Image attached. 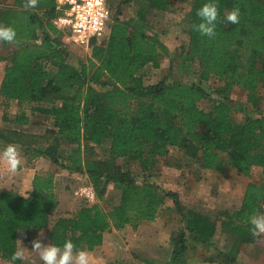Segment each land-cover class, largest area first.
Segmentation results:
<instances>
[{
	"label": "trees",
	"instance_id": "obj_1",
	"mask_svg": "<svg viewBox=\"0 0 264 264\" xmlns=\"http://www.w3.org/2000/svg\"><path fill=\"white\" fill-rule=\"evenodd\" d=\"M135 1L140 5L135 16L121 20L122 8ZM187 1L110 0L109 37L94 43L91 58L80 66L69 63L70 54L57 39L61 32L52 23L57 0H38L34 8H27L26 0H14L11 6L0 8V24L14 28L18 41L0 42L12 48L8 58L0 55V62H8L0 86L4 105L35 103L32 111L53 119L56 128L48 145H20L29 154L28 162L46 158L53 166L86 175L99 203L105 201L111 187L120 192V204L109 211L99 203L88 204L51 224L52 213L60 204L55 171L37 173L26 196L0 191L1 261L13 264L20 234L45 229H50L53 244L62 246L70 240L74 251H95L106 233L154 222L168 198L184 225L171 238L170 264H187L190 242L209 245L219 222L235 238L231 249L217 257L224 264H238L241 249L261 236L252 234L248 221L264 214V184H248L238 211L233 215L222 211L216 219L186 212L176 193L147 182L140 184L131 171L116 164V158H125L149 171L169 147H176L188 161L207 171L222 175L230 166L246 177L255 168H262L264 174V115L237 106L229 97L233 88H240L248 93L253 106H259L256 96L264 82V0H216L219 15L213 38L193 29L201 22L197 11L208 0H191L185 30L189 39L178 56L186 67L198 65L199 81L144 84L143 69L158 67L160 55L168 53L160 38L148 32L150 13L168 11ZM235 8L240 11L239 23L232 24L225 17ZM212 78L223 83L215 91L216 98L203 86ZM208 98L213 106L205 111L199 104ZM235 108L245 113L241 123L234 120ZM30 121L22 113L12 123L28 126ZM18 142L0 136V146ZM108 143L110 159L97 158V147ZM217 259L209 261L215 264Z\"/></svg>",
	"mask_w": 264,
	"mask_h": 264
},
{
	"label": "rangeland",
	"instance_id": "obj_2",
	"mask_svg": "<svg viewBox=\"0 0 264 264\" xmlns=\"http://www.w3.org/2000/svg\"><path fill=\"white\" fill-rule=\"evenodd\" d=\"M190 1L188 0L186 3L175 6L168 11H152L150 13L148 32L160 38L161 42L167 46L168 53L160 55L158 67L149 65L141 72L145 85H154L161 81L169 84L199 81L198 65L194 64L186 67L182 58L178 56L182 47H186L189 39L185 30L188 26ZM13 2L14 0H0V8L9 7ZM139 6V3L135 1L131 6L123 7L121 20L133 18ZM69 38H71L70 35L64 32L57 36V39L70 54L69 63L80 66L81 62L88 61L89 53L84 47H82L83 49L79 48L80 46L77 48V45ZM11 52V47H4L0 43L1 56L8 58ZM7 65V61L0 62V86ZM203 86L209 91L210 97L216 98L218 95L215 91L223 86V83L212 78L209 82L203 83ZM229 97L237 106H241L249 112L257 111L264 115V82L261 84L256 96L259 103L258 107L251 104L248 93L240 88H233L229 93ZM36 106L35 103L18 104L16 102L4 105V100L0 96V111H2L0 136L3 134L9 137L11 141H19L17 143L19 146L28 142L35 146L48 145L52 142L55 135L53 132L56 131L53 119L44 113L33 112L32 107ZM44 106L47 105L44 104ZM212 106L213 102L209 98L199 104V107L205 111H209ZM22 113L30 117L31 121L28 126H18L12 123V120ZM233 117L236 122L241 123L244 121L245 113L235 108ZM20 149L21 155H24L28 162L29 154L25 155L23 149ZM96 150L97 158L110 159L109 143L97 147ZM38 159L34 160L38 162ZM116 162L123 170L131 171L138 183L147 182L167 192L176 193L182 205L181 207L186 212H200L210 217L214 216L216 219L219 218V213L222 211H227L232 215L238 211L248 184H264V174L261 169L253 170L252 174L246 177L229 166L226 173L221 175L201 169L194 161H188L184 157L183 151L176 147H169L168 153L159 158L157 166L149 171H143L137 161L116 158ZM32 164L33 161L25 164V166L21 165L17 173L11 174L7 171L6 166L0 163V185L2 187L8 185L6 190H12L9 189V184H7L11 176L18 175L24 167L29 170H26L25 173H30L31 168L29 166ZM50 171H55L56 180L58 181L57 195L60 201L58 209L52 213L51 224H54L58 218L65 214L77 212L83 206L99 203L96 199L95 201H89L86 193L83 192L91 187L86 175L64 170L51 164L50 170L46 171L39 168L37 173H48ZM12 191L18 193V191ZM99 204L102 209L111 210L112 207L120 204V192L111 187L105 201ZM142 224L144 228H141V230L140 226L137 229L127 226L123 231L118 230L117 233H108L104 238L102 248L92 253L94 264L102 259L103 261L99 264H104V260L107 259L106 264L119 261L135 264H149L148 262L151 264H170L173 251L171 238L177 232L183 230L184 227L182 217L178 213L173 200L171 198L166 200V204L162 206L160 214L154 222L144 221ZM49 231L50 229H45L39 233L20 234L19 250H24V258L20 264H42L38 254L32 252V242L39 239L43 244H49L51 242ZM41 233H43L42 236ZM260 235L254 244L246 245L241 249L237 259L238 264H264V234ZM234 240L235 238L231 233L223 231L221 222H219L217 234L209 245L199 246L190 242V251L186 257L188 258L187 264H214L209 261L210 258L217 259L222 251L227 252L231 249ZM110 256L113 260L109 258ZM224 263L222 259H217L215 262V264ZM0 264L7 263L0 260Z\"/></svg>",
	"mask_w": 264,
	"mask_h": 264
},
{
	"label": "clouds",
	"instance_id": "obj_3",
	"mask_svg": "<svg viewBox=\"0 0 264 264\" xmlns=\"http://www.w3.org/2000/svg\"><path fill=\"white\" fill-rule=\"evenodd\" d=\"M38 0H26L27 8H34ZM218 7L216 0H208L198 11L197 16L201 22L194 25L193 29L202 36L213 38L216 34V21L218 18ZM240 11L238 8L233 9L225 17L226 21L232 24L239 23ZM0 42L7 44L17 43V33L14 28L0 24ZM0 163L4 164L7 171L11 174L17 173L21 166V149L17 144H7L0 150ZM248 223L251 225V232L254 236L264 234V214L253 215L249 218ZM41 236L43 233L40 234ZM20 242V241H19ZM21 243V242H20ZM70 240H65L62 246L49 243L43 244L41 240L32 242V252L38 254L42 264H94L93 256L86 250H76ZM24 250H17L12 255V262L23 260ZM99 264V262H96Z\"/></svg>",
	"mask_w": 264,
	"mask_h": 264
},
{
	"label": "built area",
	"instance_id": "obj_4",
	"mask_svg": "<svg viewBox=\"0 0 264 264\" xmlns=\"http://www.w3.org/2000/svg\"><path fill=\"white\" fill-rule=\"evenodd\" d=\"M110 0H57V16L53 25L70 35L78 46L89 49L94 41L103 42L109 37L113 20ZM89 201H95L93 189L87 188Z\"/></svg>",
	"mask_w": 264,
	"mask_h": 264
},
{
	"label": "crops",
	"instance_id": "obj_5",
	"mask_svg": "<svg viewBox=\"0 0 264 264\" xmlns=\"http://www.w3.org/2000/svg\"><path fill=\"white\" fill-rule=\"evenodd\" d=\"M135 16V15H134ZM132 19V18H131ZM130 20V19H129ZM129 20H127V21H129ZM62 33V32H61ZM69 39H71V38H69ZM108 39V38H107ZM106 39V40H107ZM106 42V41H105ZM94 43H98V44H101V42H97V41H95ZM94 43L92 44V46L89 48V49H87V48H85V50H87L88 51V53H89V59L91 58V52H92V47H93V45H94ZM79 46L77 45V48H78ZM76 48V47H75ZM74 48V49H75ZM79 48H82V47H79ZM83 49V48H82ZM78 50V49H77ZM149 66V65H148ZM147 66V67H148ZM146 68V67H145ZM144 68V69H145ZM143 69V70H144ZM143 80H144V78H143ZM148 86V85H147ZM17 103V102H16ZM19 104V103H18ZM0 114H1V116H0V118H1V120H2V111H0ZM4 116V115H3ZM4 118V117H3ZM4 147V145H2V146H0V149L1 148H3ZM21 158H22V163H21V165L23 166H25V164H29L30 162H27V159H26V157L24 156V155H21ZM50 161H48V159H46V158H39L38 159V162H36L35 160H33V164L31 165V166H29V168H31L30 169V173H25V172H27L26 170H28V168H26V167H24L22 170H21V172L18 174V175H15V176H11V179L8 181V183L7 184H9V189H12V190H15V191H18V193L20 194V195H23V196H26L28 193H30L31 191H32V182H33V179H34V177H35V175L37 174V171H39V168L42 170H50ZM259 169H261L262 171H263V169L262 168H255L254 170H259ZM29 171V170H28ZM26 175V176H25ZM5 190V189H8V185H5V186H1L0 185V190ZM144 225L142 224V225H140V230H141V228H144L143 227ZM123 230H125V229H122V231ZM118 232V230H113L112 232H109V233H117ZM106 235H108V233H106L105 235H104V238H105V236ZM103 245V244H102ZM102 245L100 246V247H98L97 249L99 250V249H101L102 248ZM96 249V250H97ZM96 250L95 251H92V252H90L91 254L92 253H94V252H96ZM89 252V251H88ZM111 260H113L112 259V257L110 256L109 257ZM151 259V258H150ZM108 260V259H107ZM107 260H104V264H106V261ZM101 261H103V259L101 260ZM100 260L99 261H97V262H101ZM110 261V260H109Z\"/></svg>",
	"mask_w": 264,
	"mask_h": 264
}]
</instances>
